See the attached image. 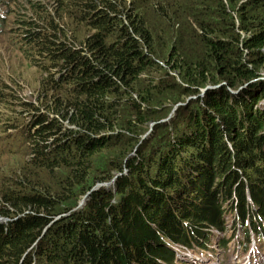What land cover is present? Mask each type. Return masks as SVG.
<instances>
[{"label":"trees","instance_id":"1","mask_svg":"<svg viewBox=\"0 0 264 264\" xmlns=\"http://www.w3.org/2000/svg\"><path fill=\"white\" fill-rule=\"evenodd\" d=\"M15 5L46 75L38 106L0 79V133L26 156L0 183V264H160L162 237L230 210L263 225L264 0Z\"/></svg>","mask_w":264,"mask_h":264},{"label":"rangeland","instance_id":"2","mask_svg":"<svg viewBox=\"0 0 264 264\" xmlns=\"http://www.w3.org/2000/svg\"><path fill=\"white\" fill-rule=\"evenodd\" d=\"M16 13L17 6L15 5L14 11L9 17L8 26L13 21ZM2 30L3 28H0V79L6 85L8 84L13 91L16 89L20 99H28V101L38 106V94L41 92V89H44L45 76H43V74L46 75V73L42 70L44 73L42 72L43 74H41L36 61L27 59L29 53L22 52L20 47L17 46L19 41H21L19 33L11 32L10 29L9 33H5L1 32ZM16 82H18L19 85H17ZM233 93L237 94L238 91H233ZM195 97L196 96H189L188 98L191 101V99ZM175 111L176 109L172 111L167 120L172 117ZM151 130H153V127L149 129L145 136H147ZM10 131L11 130H9V132ZM14 149H16V142L14 139L7 136V134L0 133V183L4 181L2 175L20 170L25 161L24 157L26 156L23 154L24 152L8 154ZM23 150L26 151V147H24ZM262 150L263 149H261V151ZM239 195L240 194H238V196Z\"/></svg>","mask_w":264,"mask_h":264},{"label":"clouds","instance_id":"3","mask_svg":"<svg viewBox=\"0 0 264 264\" xmlns=\"http://www.w3.org/2000/svg\"><path fill=\"white\" fill-rule=\"evenodd\" d=\"M10 4H11V0H0V10H1V12H0V28H3V30L1 32H5V33H9V28L7 27L8 26L7 21L9 20V17L11 15L10 14V8H9ZM1 19L4 20L2 22V24H1ZM245 194H247V193H245ZM247 197H248V200L251 199L250 194H247ZM239 202H240V200L235 198V196H234L233 202L232 203L229 202V204H237ZM224 207H228V204L224 205ZM248 219L252 220L253 227H255V229H256L255 224L258 223L257 218H252L251 216H246L242 219L239 217V213H237L236 211H231V210L224 214V216L222 217V219L218 225H212V226L219 228V227H224L225 225H228V227H229V226H233V225L237 224L238 222H241L242 224H246ZM258 219L264 224V222H263L264 219H260V218H258ZM168 242L170 243V246L172 245V246L187 247V248L194 244V241H191L189 243H183V242L175 241V240H171V239L170 240L168 239ZM167 247H169V245H167ZM159 262H160V264H163V263L167 264L166 259H161V260H159Z\"/></svg>","mask_w":264,"mask_h":264},{"label":"water","instance_id":"4","mask_svg":"<svg viewBox=\"0 0 264 264\" xmlns=\"http://www.w3.org/2000/svg\"><path fill=\"white\" fill-rule=\"evenodd\" d=\"M152 125H153V124H152ZM101 186H103V185H99V186L97 187V189H99ZM86 198H87V196H84V198H83L82 202L80 203V206H79V207H82V206L84 205V203H85V201H86Z\"/></svg>","mask_w":264,"mask_h":264}]
</instances>
